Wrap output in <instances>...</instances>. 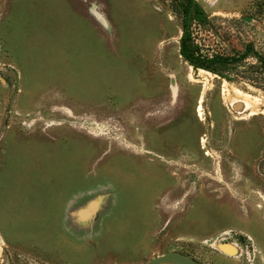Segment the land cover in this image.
Returning a JSON list of instances; mask_svg holds the SVG:
<instances>
[{
  "label": "rangeland",
  "instance_id": "374dc122",
  "mask_svg": "<svg viewBox=\"0 0 264 264\" xmlns=\"http://www.w3.org/2000/svg\"><path fill=\"white\" fill-rule=\"evenodd\" d=\"M192 1L0 0V264H264V0Z\"/></svg>",
  "mask_w": 264,
  "mask_h": 264
},
{
  "label": "trees",
  "instance_id": "16d2710c",
  "mask_svg": "<svg viewBox=\"0 0 264 264\" xmlns=\"http://www.w3.org/2000/svg\"><path fill=\"white\" fill-rule=\"evenodd\" d=\"M187 6L185 8V18L189 14H193L190 19H194L196 22H201L204 18L201 10L193 3L192 0H186ZM188 19V18H187ZM178 54L181 58L193 69H201L219 75L217 67L224 66L226 60L224 57H201L198 55V49L192 44L189 32L187 29V21L183 23L182 34L178 42Z\"/></svg>",
  "mask_w": 264,
  "mask_h": 264
},
{
  "label": "water",
  "instance_id": "95a60500",
  "mask_svg": "<svg viewBox=\"0 0 264 264\" xmlns=\"http://www.w3.org/2000/svg\"><path fill=\"white\" fill-rule=\"evenodd\" d=\"M141 264H199L194 259L181 253L169 251L155 256Z\"/></svg>",
  "mask_w": 264,
  "mask_h": 264
},
{
  "label": "bare ground",
  "instance_id": "6f19581e",
  "mask_svg": "<svg viewBox=\"0 0 264 264\" xmlns=\"http://www.w3.org/2000/svg\"><path fill=\"white\" fill-rule=\"evenodd\" d=\"M198 111H200V107H199Z\"/></svg>",
  "mask_w": 264,
  "mask_h": 264
}]
</instances>
